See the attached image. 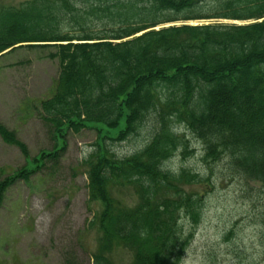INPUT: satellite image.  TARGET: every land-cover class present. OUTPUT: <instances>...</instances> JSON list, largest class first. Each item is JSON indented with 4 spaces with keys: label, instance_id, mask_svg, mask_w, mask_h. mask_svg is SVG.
Listing matches in <instances>:
<instances>
[{
    "label": "trees",
    "instance_id": "1",
    "mask_svg": "<svg viewBox=\"0 0 264 264\" xmlns=\"http://www.w3.org/2000/svg\"><path fill=\"white\" fill-rule=\"evenodd\" d=\"M79 1L0 11V57L50 46L59 67L52 94L36 107L54 147L0 179V205L10 187L59 158L69 132L93 129L82 163L88 201L100 206L89 223L99 234L93 264H113L117 248L131 252L130 264H182L203 212V198L185 186L210 178L171 169L177 153L192 154L180 133L202 146L210 174L223 162L229 177L264 193V0ZM146 126L140 150L115 154L114 145ZM0 139L28 158L1 122ZM123 188L133 190L134 206L115 197Z\"/></svg>",
    "mask_w": 264,
    "mask_h": 264
},
{
    "label": "rangeland",
    "instance_id": "2",
    "mask_svg": "<svg viewBox=\"0 0 264 264\" xmlns=\"http://www.w3.org/2000/svg\"><path fill=\"white\" fill-rule=\"evenodd\" d=\"M31 1L0 0V11ZM91 4L83 3V7ZM93 23L101 28L99 21ZM54 51L50 46H22L0 57V122L17 134L28 151L25 158L0 139V179L54 147L36 110L38 102L52 94L58 76V62L49 58ZM146 127L137 137L114 145L115 154L125 157L140 150L148 141ZM180 134L189 141L192 154L183 158L181 151L177 153L169 163L171 169L185 168L210 178L205 184L185 186L203 198V212L182 264H264V193L260 185L232 179L223 162L213 165L210 174L202 161V146L190 134ZM95 140L93 129L69 132L65 149L55 162L46 163L28 182L19 181L7 190L0 205V264H93L99 234L89 223L100 206L88 201L82 163ZM115 197L124 207L137 202L131 188L117 191ZM108 258L113 264H130L132 254L117 248Z\"/></svg>",
    "mask_w": 264,
    "mask_h": 264
}]
</instances>
